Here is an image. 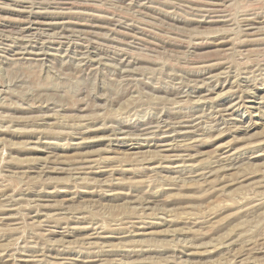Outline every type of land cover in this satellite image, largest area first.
Instances as JSON below:
<instances>
[{
    "label": "rangeland",
    "instance_id": "374dc122",
    "mask_svg": "<svg viewBox=\"0 0 264 264\" xmlns=\"http://www.w3.org/2000/svg\"><path fill=\"white\" fill-rule=\"evenodd\" d=\"M0 264H264V0H0Z\"/></svg>",
    "mask_w": 264,
    "mask_h": 264
},
{
    "label": "bare ground",
    "instance_id": "6f19581e",
    "mask_svg": "<svg viewBox=\"0 0 264 264\" xmlns=\"http://www.w3.org/2000/svg\"><path fill=\"white\" fill-rule=\"evenodd\" d=\"M2 1V0H1Z\"/></svg>",
    "mask_w": 264,
    "mask_h": 264
}]
</instances>
